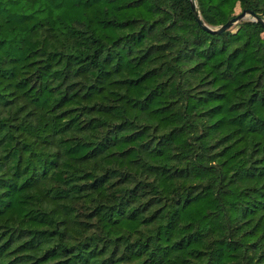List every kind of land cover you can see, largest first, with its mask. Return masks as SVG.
<instances>
[{"label":"trees","instance_id":"obj_1","mask_svg":"<svg viewBox=\"0 0 264 264\" xmlns=\"http://www.w3.org/2000/svg\"><path fill=\"white\" fill-rule=\"evenodd\" d=\"M264 0H0V264H264Z\"/></svg>","mask_w":264,"mask_h":264},{"label":"water","instance_id":"obj_2","mask_svg":"<svg viewBox=\"0 0 264 264\" xmlns=\"http://www.w3.org/2000/svg\"><path fill=\"white\" fill-rule=\"evenodd\" d=\"M250 16V17H253L257 22L261 23L264 27V20L261 19V18H256L255 17V14L254 12L250 11V10H246V11H243L242 13H240L239 15L233 17L231 20H229L225 25L221 26L220 28L218 29H212L210 27H208L207 25H205L199 14L196 13V18L197 20L199 21V23L208 31L212 32V33H223V32H226L228 30H230L233 26H235L236 24H239L243 21H245L247 19V17Z\"/></svg>","mask_w":264,"mask_h":264},{"label":"rangeland","instance_id":"obj_3","mask_svg":"<svg viewBox=\"0 0 264 264\" xmlns=\"http://www.w3.org/2000/svg\"><path fill=\"white\" fill-rule=\"evenodd\" d=\"M239 12H240V10H237V14H238V15L240 14ZM250 19H251V17L248 16L247 19H246L245 21H248V20H250ZM236 25H237V24H236Z\"/></svg>","mask_w":264,"mask_h":264}]
</instances>
